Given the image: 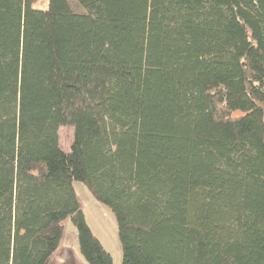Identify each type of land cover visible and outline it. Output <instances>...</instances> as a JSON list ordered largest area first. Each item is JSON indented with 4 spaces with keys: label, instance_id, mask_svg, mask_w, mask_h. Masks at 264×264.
Segmentation results:
<instances>
[{
    "label": "trees",
    "instance_id": "obj_1",
    "mask_svg": "<svg viewBox=\"0 0 264 264\" xmlns=\"http://www.w3.org/2000/svg\"><path fill=\"white\" fill-rule=\"evenodd\" d=\"M36 1L0 0V264H48L67 221L113 264L74 182L121 264H264V0Z\"/></svg>",
    "mask_w": 264,
    "mask_h": 264
},
{
    "label": "rangeland",
    "instance_id": "obj_2",
    "mask_svg": "<svg viewBox=\"0 0 264 264\" xmlns=\"http://www.w3.org/2000/svg\"><path fill=\"white\" fill-rule=\"evenodd\" d=\"M68 2L75 12H81L74 0H68ZM33 6L45 8L46 0H37ZM58 137L62 150L69 151L73 141V129L69 126H61L58 130ZM73 185L89 227L101 241L103 247L111 254L113 264H121V247L113 214L105 205L95 201L82 184L74 182ZM48 264H86L78 252L75 229L71 222L65 223L60 247Z\"/></svg>",
    "mask_w": 264,
    "mask_h": 264
},
{
    "label": "crops",
    "instance_id": "obj_3",
    "mask_svg": "<svg viewBox=\"0 0 264 264\" xmlns=\"http://www.w3.org/2000/svg\"><path fill=\"white\" fill-rule=\"evenodd\" d=\"M60 247V246H59Z\"/></svg>",
    "mask_w": 264,
    "mask_h": 264
}]
</instances>
